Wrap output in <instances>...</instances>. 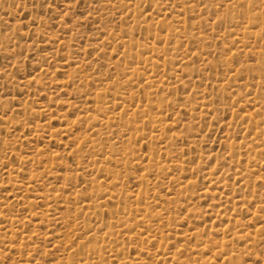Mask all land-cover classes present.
Listing matches in <instances>:
<instances>
[{
	"label": "rangeland",
	"instance_id": "374dc122",
	"mask_svg": "<svg viewBox=\"0 0 264 264\" xmlns=\"http://www.w3.org/2000/svg\"><path fill=\"white\" fill-rule=\"evenodd\" d=\"M0 264H264V0H0Z\"/></svg>",
	"mask_w": 264,
	"mask_h": 264
}]
</instances>
